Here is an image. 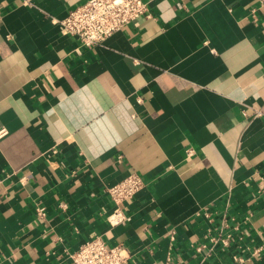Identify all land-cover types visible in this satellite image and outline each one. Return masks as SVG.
<instances>
[{"label":"crops","instance_id":"crops-1","mask_svg":"<svg viewBox=\"0 0 264 264\" xmlns=\"http://www.w3.org/2000/svg\"><path fill=\"white\" fill-rule=\"evenodd\" d=\"M86 1L0 0V264L93 238L127 264H264V0H144L93 49L56 23Z\"/></svg>","mask_w":264,"mask_h":264},{"label":"built area","instance_id":"built-area-1","mask_svg":"<svg viewBox=\"0 0 264 264\" xmlns=\"http://www.w3.org/2000/svg\"><path fill=\"white\" fill-rule=\"evenodd\" d=\"M152 16L149 4L144 0H87L56 23L64 35L76 38L83 48L93 49L114 33ZM192 155L193 150L189 149L187 156ZM145 185L142 176L131 173L107 187L106 191L115 204L113 213L108 216L110 224L117 225L127 220L122 204L132 201ZM36 212L38 216H45L42 207H38ZM69 258L73 264H127L131 254L121 244L110 246L100 238H93L71 252Z\"/></svg>","mask_w":264,"mask_h":264}]
</instances>
